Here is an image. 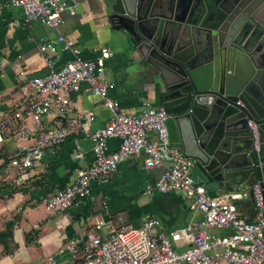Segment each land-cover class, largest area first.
Instances as JSON below:
<instances>
[{"label": "built area", "instance_id": "obj_1", "mask_svg": "<svg viewBox=\"0 0 264 264\" xmlns=\"http://www.w3.org/2000/svg\"><path fill=\"white\" fill-rule=\"evenodd\" d=\"M10 5L23 9V18L12 21V26L41 21L57 30V42L62 44L59 48L44 37L39 39L48 72L34 77L21 74L22 86L33 91L31 97L15 110L0 111V145L7 138L19 142L9 157L12 172L27 173L46 153L57 154L72 136H84L93 141V161L77 170L70 184L44 198L50 214L67 211L89 198L103 176L142 154L147 168H166L144 192L184 191L190 211L187 223L172 230L163 229L158 218H149L140 226L128 223L123 214L114 219L97 218L87 231L67 241L66 258L52 254L47 264H264V189L260 183L253 185L254 219L240 212L234 193L210 196L191 174L195 161L172 144L165 108L144 101L139 113L125 112L110 95L116 86L106 70L111 49L104 47L86 59L75 42L59 30L63 13L75 14L74 5L65 0H5L0 3V14ZM66 51L73 58L58 66ZM82 90L102 98L110 111L105 127L88 128L96 116L94 111L78 109L74 95ZM249 127L259 150L258 125L249 120ZM113 138L120 139V144L110 151L108 141ZM220 230L226 233L222 235Z\"/></svg>", "mask_w": 264, "mask_h": 264}, {"label": "water", "instance_id": "obj_2", "mask_svg": "<svg viewBox=\"0 0 264 264\" xmlns=\"http://www.w3.org/2000/svg\"><path fill=\"white\" fill-rule=\"evenodd\" d=\"M103 2L119 49L169 114L172 144L195 161V181L254 208L253 185L264 189V0Z\"/></svg>", "mask_w": 264, "mask_h": 264}, {"label": "crops", "instance_id": "obj_3", "mask_svg": "<svg viewBox=\"0 0 264 264\" xmlns=\"http://www.w3.org/2000/svg\"><path fill=\"white\" fill-rule=\"evenodd\" d=\"M65 1L75 6V14L64 12L59 30L75 42L82 56L95 57L102 48L111 49L106 70L107 77L115 81L116 86L110 90V95L119 101L122 109L139 113L144 101L157 106L149 92V78L134 68L119 49L116 31L104 16L103 0ZM22 18L23 9L13 5L5 6L0 14V111L15 110L31 97L32 89L22 86L24 76H43L48 72L39 39L44 37L62 47L57 42V30L41 21L11 25L12 21ZM72 58L70 51L62 52L58 66ZM74 96L80 111L95 112L96 118L88 124L89 129L106 126L110 111L99 95L82 90ZM28 124L32 125L33 121L28 120ZM119 144L120 139H110L108 148L115 150ZM18 145L14 138L5 139L0 145V232L8 221H14L11 250L7 252L0 244V264H47V257L52 254L66 258L67 241L87 231L100 217L114 219L123 214L134 226L142 225L149 218H158L165 230L180 228L189 219L186 196L182 193L144 192L166 169L164 166L147 168L144 154L121 162L115 171L103 176L89 198L80 200L67 211L50 214L44 198L70 184L77 170L92 163L93 141L84 136H72L57 154L46 153L31 170L17 175L12 172L9 157L14 155ZM222 193L226 192H219ZM239 205L244 216L255 218L248 200H242Z\"/></svg>", "mask_w": 264, "mask_h": 264}, {"label": "trees", "instance_id": "obj_4", "mask_svg": "<svg viewBox=\"0 0 264 264\" xmlns=\"http://www.w3.org/2000/svg\"><path fill=\"white\" fill-rule=\"evenodd\" d=\"M83 57L86 59L93 58L86 56ZM0 153H1V148H0ZM13 226H14V221L13 220L8 221L5 229L0 232V244H3L5 246L7 252L11 250L10 244H11V238L13 237V232H12Z\"/></svg>", "mask_w": 264, "mask_h": 264}, {"label": "rangeland", "instance_id": "obj_5", "mask_svg": "<svg viewBox=\"0 0 264 264\" xmlns=\"http://www.w3.org/2000/svg\"><path fill=\"white\" fill-rule=\"evenodd\" d=\"M219 232H220V234H222V235L226 233L225 230H220Z\"/></svg>", "mask_w": 264, "mask_h": 264}]
</instances>
